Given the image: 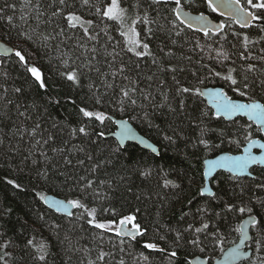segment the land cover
Masks as SVG:
<instances>
[{
    "label": "snow or ice",
    "instance_id": "1",
    "mask_svg": "<svg viewBox=\"0 0 264 264\" xmlns=\"http://www.w3.org/2000/svg\"><path fill=\"white\" fill-rule=\"evenodd\" d=\"M0 29V182L33 194L0 201V264H264V0H0ZM169 152L208 180L174 222L195 177Z\"/></svg>",
    "mask_w": 264,
    "mask_h": 264
},
{
    "label": "trees",
    "instance_id": "2",
    "mask_svg": "<svg viewBox=\"0 0 264 264\" xmlns=\"http://www.w3.org/2000/svg\"><path fill=\"white\" fill-rule=\"evenodd\" d=\"M205 11L207 12V9H205ZM212 18L216 20L221 19L217 14H213ZM4 34H5V31L3 29H0V36ZM45 71L47 70L45 69ZM219 83L220 82H217L216 86H219ZM63 94H64L63 91H61L60 95H63ZM71 108H72L71 105L57 106L53 111L58 114L59 118H63L68 115L69 111H71ZM116 117H123L126 119L128 118L127 114H120V113H116ZM130 122L141 134H143L148 139H150L153 143H155L156 138L154 137L150 129H148L144 124H142L138 120H130ZM240 122L250 123L249 121H247L246 118H243ZM157 123H162V121L158 120ZM255 127L256 126L253 125V128H252L253 136L252 137H260L264 139V134L257 132L255 130ZM109 129L111 131H114L115 125L110 124ZM108 139L114 140L115 138L112 136H109ZM128 145H129L128 147L129 152L134 153L137 157L144 155L148 152L147 149L142 148L141 146H139L138 144H135L134 142H128ZM243 145L244 143H241L240 146L237 147L235 144L225 143L221 145V149L222 151L239 152ZM214 154L216 153H213L212 155ZM199 155L201 156V163H202L203 154H199ZM161 163H169L178 169L188 170V175L195 177V183L192 184L191 189L188 190L186 188L184 198L181 200L180 203H177L175 205L173 212L169 214V216L165 217L166 220L171 219L174 222L175 218L179 216V213L182 210V206L187 205L188 199L195 198L194 204L199 200V197L197 196V188L198 186L203 185V179L201 175V171H202L201 164H197L195 159H193L192 161H184L179 157L173 158L171 152L165 155V159L161 161ZM192 165H195V167H192ZM217 172L219 174V178L222 179L224 175L223 171L218 170ZM3 174H4L3 170H0V176H2ZM21 182L24 184H27V179L25 177H22ZM216 183L217 181L213 180L211 186L215 187ZM47 193H51V194H54L62 198H71V194L69 192H67L66 190H61L59 188H53L47 191ZM0 201L10 204L12 207H14L17 210V213L19 215L23 216L25 212H28L29 207L33 206L32 204L33 194L31 193L30 190L25 191V192H19L18 190L12 189L11 186L6 185L3 182H0ZM148 210L150 211L151 209H148ZM45 235H47V233H45ZM228 239L229 240L235 239V237H229ZM227 245H229V243L226 241L223 247L225 248ZM220 253L221 252L218 248L215 250L207 249L204 253H200L197 249L189 248L181 252L179 256L178 264H183L186 258L189 259L194 254H201L205 256L210 262L212 261L214 257L218 256ZM156 259H158V256L156 257Z\"/></svg>",
    "mask_w": 264,
    "mask_h": 264
},
{
    "label": "water",
    "instance_id": "3",
    "mask_svg": "<svg viewBox=\"0 0 264 264\" xmlns=\"http://www.w3.org/2000/svg\"><path fill=\"white\" fill-rule=\"evenodd\" d=\"M214 19V18H213ZM216 19H214L215 21ZM212 85H209V87H211ZM205 102L207 103V100L205 99ZM117 119H120L119 117H116ZM123 118V117H121ZM247 119V117H244ZM126 119V118H124ZM131 127L134 129V131L137 133V135H141L143 136L145 139H147L150 143H153L150 139H148L146 136H144L143 134H141L134 126L133 124L129 121ZM115 131H118V128L115 126V129L113 132ZM264 134V133H263ZM252 139H256V140H261V142H264V139L260 138V137H252ZM139 145V144H138ZM141 146L142 148H144L142 145H139ZM246 145L244 144L241 148V150L239 152H229V151H221V152H218L214 155H211L209 158H215L216 155H221V154H224V153H227V154H230V155H240L242 154V151H243V148L245 147ZM146 149V148H145ZM254 152H256L257 154H259L258 150L254 149L253 150ZM218 171V170H217ZM205 184H208V180L207 179H203V185ZM48 196L50 197H54V198H57V199H65V198H62V197H59V196H56L54 194H51V193H47ZM229 247H231V245H227L224 249L227 250ZM194 257H199L201 261H204V262H208V264H222V261H223V254L220 253L218 256L214 257L212 259V261L209 262V260L201 255V254H194L193 256H191L189 259H193Z\"/></svg>",
    "mask_w": 264,
    "mask_h": 264
},
{
    "label": "bare ground",
    "instance_id": "4",
    "mask_svg": "<svg viewBox=\"0 0 264 264\" xmlns=\"http://www.w3.org/2000/svg\"><path fill=\"white\" fill-rule=\"evenodd\" d=\"M119 118H121V117H119Z\"/></svg>",
    "mask_w": 264,
    "mask_h": 264
},
{
    "label": "flooded vegetation",
    "instance_id": "5",
    "mask_svg": "<svg viewBox=\"0 0 264 264\" xmlns=\"http://www.w3.org/2000/svg\"><path fill=\"white\" fill-rule=\"evenodd\" d=\"M263 139V138H262Z\"/></svg>",
    "mask_w": 264,
    "mask_h": 264
}]
</instances>
